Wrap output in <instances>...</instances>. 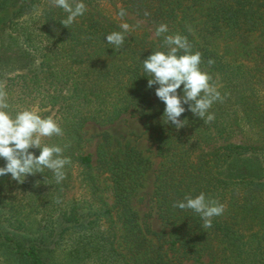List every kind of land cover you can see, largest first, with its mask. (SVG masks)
I'll list each match as a JSON object with an SVG mask.
<instances>
[{
	"label": "trees",
	"instance_id": "1",
	"mask_svg": "<svg viewBox=\"0 0 264 264\" xmlns=\"http://www.w3.org/2000/svg\"><path fill=\"white\" fill-rule=\"evenodd\" d=\"M82 2L86 11L66 28L68 14L50 0H0V52L5 38L17 37L25 62L37 61L6 78L8 97H18L8 98L6 111L51 116L63 135L43 138L42 146L61 147L71 161L60 183L47 168L22 183L0 176L6 229H23L29 215L45 222L35 239L0 227V264H49L54 251L69 264H264V0ZM121 23L132 30L116 48L105 37L121 32ZM160 24L168 32L157 37ZM168 35L186 37L191 52L202 54L200 69L222 97L208 110L214 121L184 104L185 125L176 129L163 116L158 85L147 87L142 62L169 50ZM177 93L183 96L182 85ZM125 115L142 121L159 158L153 199L160 232L134 208L151 161L106 132L94 158L85 152L88 124L104 129ZM201 192L225 206L208 229L193 210L173 207Z\"/></svg>",
	"mask_w": 264,
	"mask_h": 264
},
{
	"label": "clouds",
	"instance_id": "2",
	"mask_svg": "<svg viewBox=\"0 0 264 264\" xmlns=\"http://www.w3.org/2000/svg\"><path fill=\"white\" fill-rule=\"evenodd\" d=\"M50 2L68 14L67 18L61 21L66 28L86 11L82 0ZM118 15L123 18L126 13L121 9ZM120 28L121 32H112L105 37L107 43L116 48L123 45L124 33L132 30L128 23H121ZM167 32V25L160 24L155 35L160 37ZM164 43L169 49L166 53H151L142 63L144 71L151 77L147 87L158 85L155 95L165 105L163 116L167 118V123L171 122L176 129L185 125L184 121L179 119L186 111L184 104L188 105L187 110L205 123L214 121L215 115L208 110L214 102L222 100V97L215 85L210 83L211 76L200 69L202 54L199 51L191 52L187 38L180 35L165 36ZM181 50L184 54L178 56L177 53ZM207 63L212 65L214 61L209 59ZM181 85L183 96L177 93ZM9 107L5 85L0 83V158L5 161V165L0 167V176L10 174L11 179L22 183L27 175L41 173L47 168L54 173L56 182L60 183L65 179L63 169L71 163L70 158L62 155L63 149L59 146H42V139L54 135L62 136L61 127L51 116L42 118L35 109L21 110L13 117L6 111ZM31 148L39 149V155L29 151ZM173 207L181 210L191 209L199 214L205 229L212 227L213 217L220 216L225 211V206L218 201L206 200L203 192L195 198L186 195L183 201L175 202Z\"/></svg>",
	"mask_w": 264,
	"mask_h": 264
},
{
	"label": "rangeland",
	"instance_id": "3",
	"mask_svg": "<svg viewBox=\"0 0 264 264\" xmlns=\"http://www.w3.org/2000/svg\"><path fill=\"white\" fill-rule=\"evenodd\" d=\"M2 46V51L0 52V83L5 85L6 78L12 75L11 73L14 67L17 68V70H21V68L25 66L34 67L37 61H32V63L25 62L21 52V41L17 37L5 38ZM8 98H15L17 100L18 97L13 95ZM85 132V138L89 140L85 152L90 154L93 158L95 157V150L101 141V134L106 132L116 141L128 142L135 146L151 161L152 169L144 180L143 188L134 203V208L139 213L142 222L147 224L153 232H160L163 230L162 224L157 216L156 206L153 199L154 174L159 164V158L156 156L155 147L152 145L148 133L145 132L142 121L136 117L125 115L115 124L104 129H101L94 124H88L85 127ZM76 192L78 191L75 189L74 193ZM3 218L5 217L0 215L1 228L27 239L38 238V236L43 233L45 226V222L40 216L29 215L25 219L23 229L15 231L12 229H6L7 223L3 222ZM1 258L0 255V260ZM48 258L49 264H69L60 252L54 251L48 255Z\"/></svg>",
	"mask_w": 264,
	"mask_h": 264
}]
</instances>
